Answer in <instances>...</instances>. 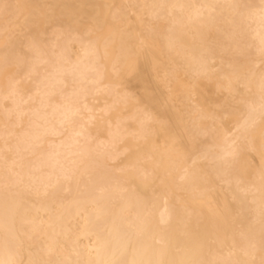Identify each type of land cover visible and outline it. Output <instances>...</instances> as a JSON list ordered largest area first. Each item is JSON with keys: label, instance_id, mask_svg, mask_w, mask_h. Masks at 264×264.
<instances>
[{"label": "bare ground", "instance_id": "6f19581e", "mask_svg": "<svg viewBox=\"0 0 264 264\" xmlns=\"http://www.w3.org/2000/svg\"><path fill=\"white\" fill-rule=\"evenodd\" d=\"M0 264H264V0H0Z\"/></svg>", "mask_w": 264, "mask_h": 264}]
</instances>
